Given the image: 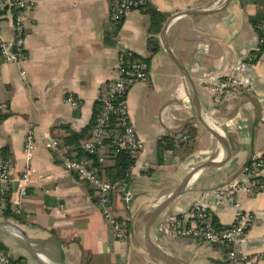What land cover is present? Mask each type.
Returning <instances> with one entry per match:
<instances>
[{"label": "crops", "instance_id": "1", "mask_svg": "<svg viewBox=\"0 0 264 264\" xmlns=\"http://www.w3.org/2000/svg\"><path fill=\"white\" fill-rule=\"evenodd\" d=\"M31 1L26 19L27 61L0 59V148L12 150L8 203L13 212H18L20 201L24 205L22 220L6 215L7 205L0 207V243L5 250L28 264H166L145 250L149 236L161 250L185 263L228 264L220 262L224 246L169 237L159 230V223L171 213L188 211L201 193L232 181L244 186L245 170L249 171L256 155L264 154V52L250 70L237 68L257 43L258 32L250 17L261 7L250 0H148L167 14L164 25L171 19L163 40L162 30L157 35L160 50L152 55L148 48L151 19L141 8L128 14L119 41H112L108 0ZM1 26L5 38L15 44L12 23L5 20ZM166 45L197 87L201 81V111L221 133L227 153L198 118L192 81ZM123 50L151 56V60L148 77L134 83L128 93L129 118L143 147L129 182L114 184L113 206L128 229L127 237L117 240L92 187L65 170L50 142L58 138L70 152L86 156L76 144L68 143L69 137L91 124L102 90L116 79ZM213 73L248 79L254 89L218 94L211 88L213 82H207ZM68 96L77 105L67 103ZM2 113L9 116L2 119ZM29 131L35 142L30 157L25 151ZM91 132L81 139L80 147ZM163 136H175L178 147L166 151L159 162L157 141ZM179 139L189 141L192 151L187 153ZM100 153L105 156L103 166L110 167L113 161L104 147ZM217 158L219 166L202 169ZM28 167V192L23 198L19 189ZM251 184L237 195L243 210L254 218L244 245L237 249L260 252L264 251V189ZM179 186L184 192L152 221L155 208ZM210 209L221 226L233 223L231 205L210 203ZM255 264H264V259Z\"/></svg>", "mask_w": 264, "mask_h": 264}, {"label": "built area", "instance_id": "2", "mask_svg": "<svg viewBox=\"0 0 264 264\" xmlns=\"http://www.w3.org/2000/svg\"><path fill=\"white\" fill-rule=\"evenodd\" d=\"M110 32L109 39L119 41V31L128 14L140 9L148 3V0H108ZM33 6L31 0H0V59L4 62L24 63L28 59L26 51L27 36V15L29 9ZM263 8V6H260ZM9 20L12 23L15 35V44L7 40L4 36L1 26L2 21ZM264 29V22L261 24ZM264 52V36L258 33L257 43L252 47L249 53L238 63L237 68L242 71L250 70ZM149 65L147 62L137 58L133 52L123 50L116 65V79L107 85L101 92L99 102L101 109L96 117L91 135L84 139L81 144L83 152L97 157L98 163L105 162V156L100 153L101 148L105 146V139L112 133V119L117 116L118 134L115 140L114 153L121 150L128 151L134 158H137L143 142L139 138L133 124L129 118L128 112V93L130 88L137 81L148 77ZM207 82H213L211 88L218 94L227 91L250 92L254 89L250 80L233 76L228 78L218 77L213 73ZM67 103L73 106L77 105V100L68 96L65 98ZM34 134L29 131L25 141V151L30 157L34 149ZM51 149L60 157L65 170L74 173L80 180L89 184L94 190L98 205L101 211L111 225L114 237L117 240L127 237L128 229L124 219H122L113 206L112 181L99 173L98 166L94 164V158L79 156L77 152L73 153L64 146L58 138H53L50 142ZM29 166V165H28ZM134 166V165H133ZM132 166V167H133ZM132 169V168H131ZM258 174L262 180L251 179L252 175ZM29 167L22 175L23 184L20 186V195L24 198L27 195ZM131 175V170L128 173ZM244 176L248 177L247 183L252 181L251 186L264 189V154L253 158L251 168L245 170ZM12 181L9 170V163L0 159V207H5L10 201L8 193L10 182ZM7 183V184H6ZM246 183V184H247ZM242 186L237 181H232L210 193H201L191 204L188 211L183 214L171 213L159 223V230L169 237H192L201 241L218 243L227 250L228 259L231 263L255 264L264 259V251L247 252L244 249H237L238 245H244V240L249 228L253 223V215L243 210L237 195L241 189L248 187ZM229 204L235 210L233 223L228 227H217L214 214L210 209V203ZM23 201L17 205L18 212L24 210ZM9 251L0 249V264H28L26 260H17Z\"/></svg>", "mask_w": 264, "mask_h": 264}, {"label": "trees", "instance_id": "3", "mask_svg": "<svg viewBox=\"0 0 264 264\" xmlns=\"http://www.w3.org/2000/svg\"><path fill=\"white\" fill-rule=\"evenodd\" d=\"M251 3L256 4L257 6H263L260 10H258L257 14L250 17V22L252 26L255 28V30L262 36H264V29L261 27V24L264 22V0H250ZM142 11L150 16V26H149V38H148V48L151 52V54H155L160 50V44H159V38L157 35L161 32L164 22L167 19V14L159 11L155 6L151 5L150 3H147L145 6L141 7ZM137 58L150 63L151 56L148 58L139 57L136 55ZM101 109V105L99 102V110ZM99 111L96 109L94 118L89 126H87L82 133H72L69 137L71 141L68 143L76 144V148L82 153V149L80 147L81 139L87 137V133L89 131H92L96 117L98 115ZM9 116V113H2V119H5ZM118 121L117 116H114L112 119V133L110 136H108L104 143H105V154L112 159L113 164L110 167H105L103 164L98 163L97 157L90 154L86 155L89 158H94V164L98 166L99 173L103 176L108 177L113 184L119 182V183H128L129 182V175L132 166L135 164L136 158H134L128 151L121 150L118 153H114L115 150V140L116 135L118 134V127H116V122ZM179 145H186V152H191L192 147L189 145V141H184L182 139H179ZM177 140L175 136H163L158 139L157 141V155L159 162L162 161L165 152L175 151L178 147L176 144ZM12 156V150L10 146H5L0 148V159H3L4 161H9ZM252 166V163L249 165V167ZM111 171V173H110ZM109 172V173H108ZM259 180H262V177H258ZM11 204L7 203V209L5 211V214L8 216L15 217L16 219L22 220L24 219V214L22 212H13L11 209ZM217 227H223L221 226L216 220H215ZM226 227V226H225ZM129 228V225H128ZM0 249H4V245L0 243ZM22 258H19L17 260H21ZM18 261H13L12 264H17Z\"/></svg>", "mask_w": 264, "mask_h": 264}, {"label": "water", "instance_id": "4", "mask_svg": "<svg viewBox=\"0 0 264 264\" xmlns=\"http://www.w3.org/2000/svg\"><path fill=\"white\" fill-rule=\"evenodd\" d=\"M182 14H191L190 12H185ZM171 19H168V21L165 23L162 32H161V39L163 40V36H165L167 27L170 23ZM169 55L172 57L173 60L176 61L178 67L186 74V76L192 81L193 84V90H194V97H195V101H196V108L198 111V118L200 119L201 123L203 124V126L211 132L212 135H214L219 141V137L214 129V127L208 123L206 121V119L204 118V116L202 115V111H201V105H200V98H199V91H198V87L200 88V86L202 85L201 81L198 82V87L195 84V82H193L192 80V75L191 73L183 66L179 63V61H177V59L174 57L172 51L169 49V47L166 45L165 46ZM0 123H1V113H0ZM219 155V154H218ZM221 163V160L219 161V158H217L213 165L214 166H219ZM184 192V188L182 187H178L177 190L172 193L165 201H163L161 204H159L155 210L153 211V213L151 214L150 218L153 221L155 218L158 217V215L162 212L163 208L168 205L170 202H172L176 197H178L180 194H182ZM20 236H24L25 239H28L26 237V235L24 233H21L18 231L17 233ZM29 241V240H27ZM218 244V243H215ZM144 248L145 250L148 252V254L150 253V255H152L154 258L166 263V264H188L185 263L179 259H177L176 257H173L172 255L167 254L165 251L161 250L157 245H155L153 243V240L150 239V237H146L145 242H144ZM220 246H222L221 244H218ZM223 247V246H222ZM30 252L31 254L37 258V255L33 252V250L30 248ZM220 262H227L228 264H230V261L228 259V254H227V250L225 248H223V257L222 260Z\"/></svg>", "mask_w": 264, "mask_h": 264}, {"label": "bare ground", "instance_id": "5", "mask_svg": "<svg viewBox=\"0 0 264 264\" xmlns=\"http://www.w3.org/2000/svg\"><path fill=\"white\" fill-rule=\"evenodd\" d=\"M202 115L204 116V118H206L205 115H204V113H203V111H202ZM206 119H207V118H206ZM213 127H214V126H213ZM214 129H215V131H216V133H217V135H218V137H219V139H220V141H221V144L223 145L224 153H227V152H228V147H227L226 144L224 143L221 133H220L215 127H214ZM213 163H214V161L209 162L208 164H206V166H203L202 169H203L204 167H207V166H212Z\"/></svg>", "mask_w": 264, "mask_h": 264}, {"label": "rangeland", "instance_id": "6", "mask_svg": "<svg viewBox=\"0 0 264 264\" xmlns=\"http://www.w3.org/2000/svg\"><path fill=\"white\" fill-rule=\"evenodd\" d=\"M256 156H257V155H256ZM194 172H195L194 174H196V173L198 172V169L195 168ZM240 202H241V201H240Z\"/></svg>", "mask_w": 264, "mask_h": 264}]
</instances>
